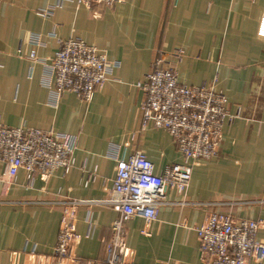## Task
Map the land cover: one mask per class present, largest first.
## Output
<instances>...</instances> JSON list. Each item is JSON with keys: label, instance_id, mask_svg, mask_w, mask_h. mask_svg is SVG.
Here are the masks:
<instances>
[{"label": "crops", "instance_id": "1", "mask_svg": "<svg viewBox=\"0 0 264 264\" xmlns=\"http://www.w3.org/2000/svg\"><path fill=\"white\" fill-rule=\"evenodd\" d=\"M58 1L0 0V124L76 141L73 166L47 179L24 169L11 177L0 161V264H51L58 202L65 199L81 204L77 238L62 264H105L118 213L103 202L113 198L116 160L141 151L156 174L183 164L164 130H141L138 86L158 52L168 57L176 50L183 51L178 82L214 80L237 119L223 124L217 158L190 164L186 191L168 192L171 204L159 208L156 220L135 216L126 224L120 258L202 264L196 229L211 211L259 221L256 237L264 241V0H117L111 7ZM69 39L118 63L89 103L72 93L56 99L43 84L59 43Z\"/></svg>", "mask_w": 264, "mask_h": 264}, {"label": "built area", "instance_id": "2", "mask_svg": "<svg viewBox=\"0 0 264 264\" xmlns=\"http://www.w3.org/2000/svg\"><path fill=\"white\" fill-rule=\"evenodd\" d=\"M92 1L58 2L90 7ZM97 1L111 7L117 0ZM37 41L35 37L34 42ZM182 56V50L168 57L158 52L138 86L143 93L141 130L148 126L164 130L181 154L183 164L167 166L156 174L153 164L141 151L132 153L127 159L116 160L113 198L103 202L118 213L106 246L105 264H131L120 258L126 224L135 216H140L147 224L156 220L159 208L171 204L166 198L168 192L183 194L186 191L191 176L190 164L217 158L223 124L237 119L236 115L228 113L226 98L215 90L214 80L198 86L178 82L175 64ZM29 58L35 59L34 51ZM117 67V62L109 61L95 47L80 39H69L59 43L43 84L56 99L72 93L79 101L89 103ZM75 150L76 141L72 136L0 124V161L11 177L19 169L26 170L30 176L40 174L46 179L58 169L67 172L73 166ZM58 204L62 206V213L51 264H62L70 257L77 238L75 210L81 202L65 199ZM260 224L248 219L235 220L222 212H209L196 229L202 264L264 261V241L256 237Z\"/></svg>", "mask_w": 264, "mask_h": 264}]
</instances>
